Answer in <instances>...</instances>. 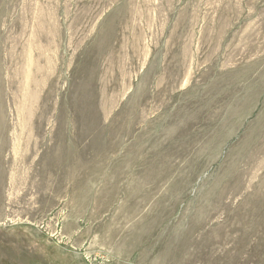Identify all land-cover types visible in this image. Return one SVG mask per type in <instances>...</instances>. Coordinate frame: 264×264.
I'll use <instances>...</instances> for the list:
<instances>
[{
    "label": "rangeland",
    "instance_id": "rangeland-1",
    "mask_svg": "<svg viewBox=\"0 0 264 264\" xmlns=\"http://www.w3.org/2000/svg\"><path fill=\"white\" fill-rule=\"evenodd\" d=\"M0 139V264H264V0H0Z\"/></svg>",
    "mask_w": 264,
    "mask_h": 264
},
{
    "label": "bare ground",
    "instance_id": "bare-ground-1",
    "mask_svg": "<svg viewBox=\"0 0 264 264\" xmlns=\"http://www.w3.org/2000/svg\"><path fill=\"white\" fill-rule=\"evenodd\" d=\"M1 140V139H0ZM2 144V143H1ZM4 151V150H3ZM4 154V153H3ZM2 157H4L5 158V156H3L2 155ZM10 163V162H9ZM12 163V162H11ZM10 163V164H11ZM6 164V163H5ZM12 165V164H11ZM10 166V165H9ZM3 170H5V169H3ZM5 172V171H4ZM7 173V172H6ZM4 174L3 173V171L1 172L0 171V178H1V176H2V178L4 179L5 177H7L8 178V175L9 174ZM30 173V172H29ZM19 170H17V169H15V170H13L11 173H10V176H11V178H10V184H11V187H14V185H15V183L16 182H14V180H15V178H16V176L19 178ZM21 176V175H20ZM23 176V175H22ZM9 179V178H8ZM7 179V180H8ZM6 180V181H7ZM0 181H1V179H0ZM6 181H4V182H6ZM2 183V182H1ZM18 183V182H17ZM6 184V183H5ZM8 187V186H7ZM7 187H5V188H7ZM3 189H4V184L2 183V185H0V199H1V195H2V193H3ZM3 197V196H2ZM0 202H1V200H0ZM2 203V202H1ZM0 203V204H1ZM3 207V206H2ZM4 210V209H3ZM4 212V211H3ZM232 239V238H231Z\"/></svg>",
    "mask_w": 264,
    "mask_h": 264
}]
</instances>
